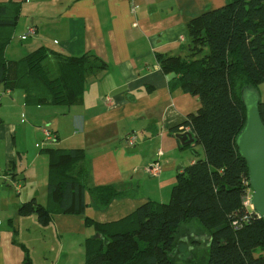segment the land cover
I'll return each instance as SVG.
<instances>
[{
    "label": "crops",
    "instance_id": "1",
    "mask_svg": "<svg viewBox=\"0 0 264 264\" xmlns=\"http://www.w3.org/2000/svg\"><path fill=\"white\" fill-rule=\"evenodd\" d=\"M227 1L0 0L12 10L17 5L20 9L7 53L15 48L13 53L20 60L46 47L68 56L89 55L100 65L87 76L82 103L71 107L26 105L23 90L0 86V104L10 111L7 121L1 115L0 146L6 153L2 170L6 178L0 176V200L4 186L10 190L5 193L11 195L12 184H22L17 199L7 198L9 223L7 230L0 232V264H24L27 256L35 261L30 248L35 250L37 245L27 242L31 227L36 231L35 243L44 249L39 260L45 264H83L87 261V241L97 233L87 220L115 222L149 201L171 199L178 172L196 160L176 137L182 131L174 130L183 128L191 115H197L202 102L182 88H171L178 77L163 70L159 56L188 59L192 54L188 24ZM31 26L36 27V34L23 40ZM12 59L16 58L7 55V60ZM106 97L111 101L107 102ZM18 107H22L21 115ZM43 125L55 132L56 149L84 151L90 189L111 186L129 192L102 211L87 191L84 213L56 212L47 225L40 224L36 214H21L20 208L33 199L50 208V158L43 159L46 188L40 202L33 196L34 187L24 189L25 173L34 172L35 166L25 172V150L15 148L18 135L25 139L35 136L39 141ZM133 135L136 144L130 146L126 139ZM39 142L40 153L34 162L47 156L41 153ZM195 149L202 152L201 146ZM157 161L162 172L153 177L148 170Z\"/></svg>",
    "mask_w": 264,
    "mask_h": 264
},
{
    "label": "trees",
    "instance_id": "2",
    "mask_svg": "<svg viewBox=\"0 0 264 264\" xmlns=\"http://www.w3.org/2000/svg\"><path fill=\"white\" fill-rule=\"evenodd\" d=\"M19 13V5L12 10L0 4V29L7 28V40L0 34V86L23 90L27 105L82 103L87 76L100 67L97 58L41 47L20 60L4 59ZM188 35L192 51L188 59L161 55L159 61L165 72L178 77L171 88L201 99L199 113L174 130L191 129L195 142L183 149H190L196 160L178 172L170 202L149 201L115 222L87 220L97 233L87 241L86 264H175L182 228L195 222L206 238L205 264H264V219L244 205L251 198L249 167L236 144L246 121L241 91L246 86L259 91L264 83V0H228L192 20ZM46 59L53 61L52 71L43 65ZM259 108L264 122L261 100ZM41 153L49 156L53 172L50 208L33 199L20 212L36 214L42 225L56 212L84 213L87 191L102 211L129 192L111 186L90 189L82 149L62 151L53 146ZM187 236L191 243L202 239L192 241L190 230L186 244ZM24 264L33 262L27 256Z\"/></svg>",
    "mask_w": 264,
    "mask_h": 264
},
{
    "label": "rangeland",
    "instance_id": "3",
    "mask_svg": "<svg viewBox=\"0 0 264 264\" xmlns=\"http://www.w3.org/2000/svg\"><path fill=\"white\" fill-rule=\"evenodd\" d=\"M0 34L2 38H5L7 40V28H1L0 29ZM17 41V40H16ZM15 41V42H16ZM14 42V43H15ZM19 42V41H17ZM15 48H10V51L7 53V48L6 50L3 52V57L5 60H7V55L9 58H16V59H12V60H19L17 58H19V55L17 53H13V51H15ZM16 54V55H14ZM43 65L45 66L46 70L49 71L53 69V61L51 59H46L43 62ZM34 89H37L36 87H34ZM0 91H2V89H0ZM259 93H260V97H261V101L264 102V83H262L259 86ZM7 99V98H5ZM6 105V103H5ZM4 105V106H5ZM27 105V104H26ZM7 111L10 112L9 110H7V107H2V105L0 104V117H2L1 115L3 114L4 117L3 120L7 121ZM17 111L20 113L22 111V107H18ZM24 120H28V118L26 116H24ZM7 123V122H6ZM40 141V142H39ZM38 141V139L35 136H30L28 138H23L21 135H18L16 137V144H15V148L17 149H24L25 151V155L26 157H24L23 162H24V168H25V172L26 169L29 170L32 166L34 168L35 166V171L32 172V170L29 172L27 171L25 174L27 176V181H26V185L24 187L31 189L32 187H34V191H33V196L39 198L40 202H43L44 200V196H45V188H46V181H45V172L43 171V165H45L43 163V159H49L48 156H41V158L39 160H36L34 162L35 156H38V153H40V150L37 149V142L41 143L42 138H40V140ZM190 153V152H189ZM192 153V151H191ZM193 154V153H192ZM6 153L5 150L2 146H0V171L5 169V165H6V161L4 160ZM40 155V154H39ZM47 159V160H48ZM4 160V161H2ZM30 167V168H29ZM29 172V174L27 175V173ZM2 174V173H1ZM34 174V175H32ZM4 174H2L1 176H3ZM2 187L4 186V184H2ZM4 192H2V198L0 200V232L1 231H5L7 230V224L9 223V220H7V198L9 197L10 199H17L18 197V192L16 191L15 188L12 187L13 189V194H9V193H5V191L7 192L10 191L9 188L7 189V186H4ZM22 187V185H21ZM28 191V190H26ZM25 191V192H26ZM41 194V195H40ZM249 194L252 195V190H249ZM1 195V194H0ZM170 197L167 199L166 202H162V203H168L170 202ZM32 220H30L31 222ZM196 224H191L189 226V228L183 227L182 228V233H181V237L182 239H178V252L175 258V264H205L206 260H207V253H206V238L205 236L203 237L201 234V226L199 223L195 222ZM191 230L192 232V241H195L199 238V243H202L201 245L198 243H191L189 236V242L186 244V235L187 233ZM203 231V230H202ZM35 228L31 227L30 228V232H29V240L27 241L30 244L33 245H37L36 249H32V247L30 248L31 250V255L33 256L34 260L33 264H45L44 260H39V257H42V255L39 256L40 251H44L43 247L41 245H39L38 243H35ZM26 235V234H25ZM202 236V237H201ZM30 238L32 239L33 242H30ZM195 239V240H194ZM204 242V243H203ZM195 244V245H194ZM194 245V247L192 249L189 248V246ZM262 250H258V253H261ZM28 254L30 255V252L28 251ZM31 256V258H32ZM48 264V263H47ZM83 264H86L83 263Z\"/></svg>",
    "mask_w": 264,
    "mask_h": 264
},
{
    "label": "water",
    "instance_id": "4",
    "mask_svg": "<svg viewBox=\"0 0 264 264\" xmlns=\"http://www.w3.org/2000/svg\"><path fill=\"white\" fill-rule=\"evenodd\" d=\"M241 93L242 103L246 109V121L236 144L239 154L249 167L252 208L264 219V122L259 108L261 97L257 89L249 86L244 87ZM176 137L184 146L195 142L190 131L181 132Z\"/></svg>",
    "mask_w": 264,
    "mask_h": 264
},
{
    "label": "built area",
    "instance_id": "5",
    "mask_svg": "<svg viewBox=\"0 0 264 264\" xmlns=\"http://www.w3.org/2000/svg\"><path fill=\"white\" fill-rule=\"evenodd\" d=\"M37 32V29L36 27L34 26H31L29 27V29L27 30V32L22 36V39L25 40L29 37H32L36 34ZM106 101L107 102H110L111 101V98L110 97H106ZM41 130V133H42V141L40 143V147L42 149H46V148H49V147H53L54 144H55V141H56V134L55 132L48 126V125H43L41 126L40 128ZM126 142L128 145L130 146H134L136 144V137L133 135V136H129L127 139H126ZM162 172V166L161 164L157 161L155 162L151 167L150 169L148 170V173L151 174L153 177H156V176H159ZM3 175L4 178H6L5 176V173L3 171H0V176ZM21 182L18 181V182H14L12 184V187L16 189V191L19 193L20 189L22 188L21 187ZM252 190V189H251ZM244 205L246 207H250V209L252 211L253 208H252V205H251V198L248 197L245 202H244ZM255 212V211H254ZM235 225H239L238 222H235Z\"/></svg>",
    "mask_w": 264,
    "mask_h": 264
}]
</instances>
